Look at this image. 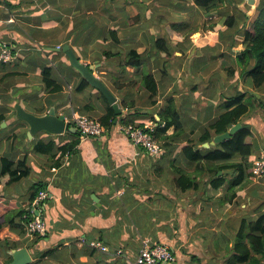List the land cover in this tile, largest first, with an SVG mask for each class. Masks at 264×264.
<instances>
[{
    "label": "crops",
    "instance_id": "obj_1",
    "mask_svg": "<svg viewBox=\"0 0 264 264\" xmlns=\"http://www.w3.org/2000/svg\"><path fill=\"white\" fill-rule=\"evenodd\" d=\"M254 3L248 20L258 15L260 0ZM248 4L252 3L225 0L207 12L205 0H0V54L11 52L7 61L0 60L5 63L0 65V114L7 118L0 124V173L6 161L16 166L25 157L30 168L27 177L11 186L0 185V197L29 208L31 185L48 183L47 202L41 208L46 233L32 236L22 218L16 220L18 227L5 224L0 232V264L11 262L18 248L28 249L31 264H132L143 239L168 245L176 257L173 264H234L231 253L242 222L254 221L264 212V183L259 176L236 179L238 172L227 169L219 172L225 182L216 188L211 171L216 163L192 162L183 148L192 144L207 155L216 144L202 137L218 118L222 98L234 94L235 87L243 90L238 67L232 65L236 79L222 76V82L219 66L206 53L220 46L226 31L224 12L245 11ZM65 44L83 63L94 66L116 96L123 116H131L132 125L157 124L168 99L174 98L183 133L171 137L173 142L164 144L163 152L155 156L134 146L116 120L101 137L81 136L72 155L53 168L54 162L40 151L43 142L54 141L53 150L59 153L60 146L78 138L76 131L39 132L29 138V125L17 118V106L38 115L54 106L58 114L66 115L68 124L76 115L99 119L106 112L99 90L91 85L77 90L82 76L62 52ZM131 49L144 60L141 68L124 66ZM45 67L52 69L62 91L47 90ZM142 69L155 76L156 94L138 85ZM245 81L244 87L264 100L261 88L250 77ZM92 98L96 106L87 109ZM257 115L256 122L247 118L256 136L248 140L254 144L250 161L264 150L260 121L264 113ZM179 169L196 180V188L178 186ZM91 240L123 248L128 257L100 254L86 246Z\"/></svg>",
    "mask_w": 264,
    "mask_h": 264
},
{
    "label": "trees",
    "instance_id": "obj_2",
    "mask_svg": "<svg viewBox=\"0 0 264 264\" xmlns=\"http://www.w3.org/2000/svg\"><path fill=\"white\" fill-rule=\"evenodd\" d=\"M224 1L225 0H205V2L208 3L205 10L210 12L218 9ZM7 5L11 7L9 2H7ZM225 23L229 26H235L236 19L234 16H230L226 19ZM249 25L251 26L247 28L243 34V47L241 46L242 48L240 52L236 54V60L238 66L241 68V76L250 77L251 83L254 86L257 88H263L264 0H260L258 15ZM160 42L161 40H158L157 44ZM228 48L232 51L233 44L229 45ZM106 55L109 56V53ZM143 64L144 60L135 49H131L126 55L124 66L141 68ZM0 65H5V63L0 61ZM73 70L77 72L74 68ZM141 72L143 74V78L138 85L141 88L148 89L152 95L156 94L159 86L155 76L146 69H142ZM77 73L79 74V72ZM235 73V68L233 66L229 67V74L234 75ZM42 75L46 88L49 92H59L63 90V86L54 79L51 68H43ZM89 85L90 84L87 80L81 77V83L77 90L81 92ZM101 97L106 104V112L99 118L104 132L110 131L116 125V120H120L122 125H132L133 121L131 120V116H123V114L117 115L115 109L108 103L105 96L101 94ZM257 107L264 111L263 99L256 97L249 90H238L235 87L234 94L230 93L224 95L223 101L219 105L221 112L218 118L209 125V128L206 129L202 140L211 142L214 134L225 133L229 131L233 125L239 122L242 124V128L232 134L229 139L217 143L214 147L212 146V150L209 151L207 155H203L202 151L192 144L183 148L184 156L192 162L199 163L201 161H207L216 163L211 167V171H213L216 176L214 187L218 188L224 184V178L222 176H218V174L219 172H223L227 169H234L237 171L238 176L236 179L239 180L246 176L254 177L250 162V157L254 154V144L248 141V138L253 136V131L251 126L247 122H244V119L257 115L258 112L255 111V108ZM86 108L94 109V105L89 103ZM252 112H256V114ZM159 116L160 120L154 127V135L156 139L163 141V145L171 143L173 142L171 137L179 136L184 131L181 114L176 106L174 98L168 99L166 107L160 112ZM6 120L7 118L5 115L0 114V124ZM72 126H75L74 123L68 124V127ZM169 130L174 132L173 135L170 136L168 134ZM74 134L78 136V138L60 146L59 153H56L53 150L54 141L51 140L50 142L43 144L40 151L41 153L49 156V159L54 162L52 165L53 168L59 167L63 157L69 158V155H72L80 144V137L83 136L82 133L77 129ZM236 157L241 158V161H233ZM179 171H181L182 174L177 178V184L179 187L182 189L197 187L196 180L189 177V174L184 170L179 169ZM29 174L30 168L28 166L27 157H25L24 160L19 161L16 166L13 162L6 161L5 167L0 173V185L4 187L11 186L22 178L27 177ZM43 190L48 191L47 182L37 181L32 184L30 187V202H33ZM235 196L236 193L233 194V197ZM18 218H22L28 224L33 219V214L29 208H23L14 199H5L0 197V232L4 228L5 224L18 227L19 225L16 222ZM22 229V231H25L26 228ZM38 237L40 239L43 236L38 235ZM231 257L233 258L232 261L234 264H264V212L261 213L254 221L247 222L244 220L242 222L241 227L236 234V241Z\"/></svg>",
    "mask_w": 264,
    "mask_h": 264
},
{
    "label": "built area",
    "instance_id": "obj_3",
    "mask_svg": "<svg viewBox=\"0 0 264 264\" xmlns=\"http://www.w3.org/2000/svg\"><path fill=\"white\" fill-rule=\"evenodd\" d=\"M60 48V47H59ZM11 56V52L4 50L0 54V60L7 61ZM74 127L78 129L85 139H95L103 135L102 125L99 119L76 115L73 119ZM154 127L148 124L143 126L121 125L124 131L130 138L132 144L144 150L151 155H159L163 152L162 141L156 139L154 135ZM252 173L254 176L264 175V152L253 161ZM48 198V192L43 190L37 198L31 202L29 209L33 214V219L26 224L27 231L35 236L36 234H45L47 225L42 215V205L44 200ZM138 252L135 254L132 264H173L176 260L175 254L170 247L163 243H152L149 239L141 240ZM87 247L100 254L127 259L126 250L123 248L112 249L100 240H91L86 244Z\"/></svg>",
    "mask_w": 264,
    "mask_h": 264
},
{
    "label": "water",
    "instance_id": "obj_4",
    "mask_svg": "<svg viewBox=\"0 0 264 264\" xmlns=\"http://www.w3.org/2000/svg\"><path fill=\"white\" fill-rule=\"evenodd\" d=\"M249 3H254V0H248ZM60 49V48H59ZM64 52L71 66L81 74V76L87 80V82L101 94L105 96L108 103L113 106L117 115L123 113L120 108L116 96L112 91L104 84L101 78L94 72V66L83 63L75 52L71 49L69 44H65L61 48ZM17 118L26 122L29 125V136L32 138L34 135L39 132H46L52 135L63 134L67 129L76 131L75 127H68V122L66 120L65 114H58L54 106L50 107L48 112L44 115H38L32 112H29L17 106ZM5 125V123L3 124ZM242 128V124L239 122L233 125L229 131L217 134L212 140V144H217L223 140L229 139L232 134L237 132ZM13 260L8 264H31L32 257L27 248H18L13 251L12 254Z\"/></svg>",
    "mask_w": 264,
    "mask_h": 264
},
{
    "label": "rangeland",
    "instance_id": "obj_5",
    "mask_svg": "<svg viewBox=\"0 0 264 264\" xmlns=\"http://www.w3.org/2000/svg\"><path fill=\"white\" fill-rule=\"evenodd\" d=\"M254 4L255 3L248 4L245 7L246 8L245 11L237 12L236 9L235 10L234 9H232V10L228 9V12H226V13L224 12V19L223 20L225 21L228 17L234 16V18L236 19L235 26L234 25H233L234 27L233 26H229L228 24L225 23V25H226L225 30L226 31L223 32V39H219L220 40V46L218 45L214 52H207L206 53L209 56V58H208L209 61L211 63L217 64V67L219 66L218 69H216V70L218 71V74H219L218 77L221 79L222 82H224V78H222V76L227 78V80H229V81L236 79V76H234L236 73L234 75L229 74V67H231L232 65L233 66L236 65L238 67V70H239L238 73H239V76L241 78L240 82L242 83L241 87H243V90H248L247 88L244 87L245 85H248V84L245 81L246 76H241V74H240L241 68L238 66V63H237V60H236V58H237L236 54H238V51H235V52L232 51L231 52V50H229L228 46H229V43L231 41V42H233L232 43L233 44L232 50L234 48L236 50H238V48H240L241 46L243 47V45H242L243 34H244L245 30L251 26L249 24L256 19L255 18L254 20L253 19L248 20V17H247V13H251L252 12V8H253ZM235 15H236V17H235ZM230 36L232 37L231 40H230ZM234 55H235V57H234ZM196 61H195V63H198ZM231 62H232V64H231ZM222 67H224V69ZM235 70H237V69L235 68ZM220 79H219V81H220ZM252 88H254V87L252 86ZM94 92L96 94V90L93 91V93ZM260 92H261L260 97L264 98V86H263V88L260 89ZM222 101H223V98H222L221 102ZM89 103H92L94 106H96V100L93 99V98L89 101ZM255 111L256 112H262V114L264 113V111L261 110L259 107L255 108ZM256 112H252V113L256 114ZM256 117H257V115H253V119H254L255 122H256V119H255ZM263 117H261V118H263ZM249 118H252V116L249 117ZM247 121H248V119L245 118L244 122H247ZM260 121H261L262 125L264 126V118H263V120H260ZM250 124L252 125V122ZM28 137L30 138L29 133H28ZM253 137L256 138V136H253ZM258 137H257V141H258ZM248 140L252 141V137H249ZM257 141L255 140V142H257ZM46 143L47 142H45V143L43 142V144H46ZM263 152H264V150L262 151V153ZM250 162H251V165H252L253 161H250ZM260 180H262L263 183H264V175L261 176ZM262 192H264V191H262Z\"/></svg>",
    "mask_w": 264,
    "mask_h": 264
}]
</instances>
